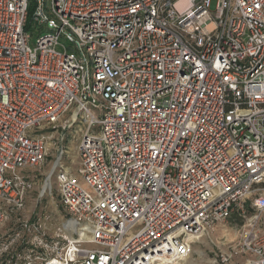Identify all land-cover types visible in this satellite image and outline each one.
<instances>
[{
	"label": "built area",
	"instance_id": "2783aa9c",
	"mask_svg": "<svg viewBox=\"0 0 264 264\" xmlns=\"http://www.w3.org/2000/svg\"><path fill=\"white\" fill-rule=\"evenodd\" d=\"M234 214L264 264V0H0V264L184 262Z\"/></svg>",
	"mask_w": 264,
	"mask_h": 264
},
{
	"label": "rangeland",
	"instance_id": "374dc122",
	"mask_svg": "<svg viewBox=\"0 0 264 264\" xmlns=\"http://www.w3.org/2000/svg\"><path fill=\"white\" fill-rule=\"evenodd\" d=\"M38 31L39 25L35 24L33 26V32L35 33H33V39H35L36 32ZM31 45H33V43H31ZM58 49L63 50L62 47ZM83 126L84 122H79L75 128L67 132L62 144L67 151L66 164L72 167L77 166L78 154L75 147L78 143L79 133ZM60 138L59 132H56V138L53 139V141H58V143L54 145L51 142L52 149L47 158V162L37 172L38 177L36 178V185L33 186L32 190L28 193L25 210L21 213L22 216L32 219L36 218L39 214L46 216L47 219L44 223V227L51 234H54L58 226L63 222L64 213L56 193L53 195L46 194L41 196L40 190L46 181L47 174L53 162L56 160L57 152L55 148L60 144ZM52 182H54V179ZM252 197L255 198V196ZM14 218L15 216L11 217L2 227L4 229H9L13 225ZM244 223V218H239L234 214L231 218L216 224L214 228L208 229L200 242L194 245L190 259L184 264H223L221 261L222 256L231 252L234 254L231 264H240L241 255L236 254V251L238 250L240 232Z\"/></svg>",
	"mask_w": 264,
	"mask_h": 264
},
{
	"label": "trees",
	"instance_id": "16d2710c",
	"mask_svg": "<svg viewBox=\"0 0 264 264\" xmlns=\"http://www.w3.org/2000/svg\"><path fill=\"white\" fill-rule=\"evenodd\" d=\"M32 16H33V11L31 9L30 16H29V20H28L27 27H26L27 30H30L31 27H32Z\"/></svg>",
	"mask_w": 264,
	"mask_h": 264
},
{
	"label": "bare ground",
	"instance_id": "6f19581e",
	"mask_svg": "<svg viewBox=\"0 0 264 264\" xmlns=\"http://www.w3.org/2000/svg\"><path fill=\"white\" fill-rule=\"evenodd\" d=\"M190 257H191V256H189L187 259H185V261H184V262H178V263L176 262V263H174V264H184V263H185L187 260H189V259H190Z\"/></svg>",
	"mask_w": 264,
	"mask_h": 264
}]
</instances>
